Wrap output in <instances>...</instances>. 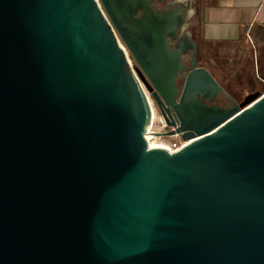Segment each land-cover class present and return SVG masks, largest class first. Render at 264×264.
I'll use <instances>...</instances> for the list:
<instances>
[{
	"label": "water",
	"instance_id": "1",
	"mask_svg": "<svg viewBox=\"0 0 264 264\" xmlns=\"http://www.w3.org/2000/svg\"><path fill=\"white\" fill-rule=\"evenodd\" d=\"M153 1L0 0V264H264V92L184 75Z\"/></svg>",
	"mask_w": 264,
	"mask_h": 264
},
{
	"label": "crops",
	"instance_id": "2",
	"mask_svg": "<svg viewBox=\"0 0 264 264\" xmlns=\"http://www.w3.org/2000/svg\"><path fill=\"white\" fill-rule=\"evenodd\" d=\"M199 5L197 14L190 10L200 67L218 79L227 77L229 70L247 78L258 75V65L264 64V0H200Z\"/></svg>",
	"mask_w": 264,
	"mask_h": 264
},
{
	"label": "rangeland",
	"instance_id": "3",
	"mask_svg": "<svg viewBox=\"0 0 264 264\" xmlns=\"http://www.w3.org/2000/svg\"><path fill=\"white\" fill-rule=\"evenodd\" d=\"M171 1H176V3H183L186 5H190L189 8V15L186 16V20L185 23L181 29V32H183V30L185 29V27L190 24L192 22V18H191V10L193 9L191 8V6H198L199 5V1L200 0H171ZM200 8V5H199ZM196 26V25H195ZM197 31V28H196ZM249 48H250V44H248ZM124 47V46H123ZM126 55L129 57V53L128 51L124 48ZM130 64L134 65V62L132 60H130ZM235 65V58H233L232 60H230V66L233 67ZM252 65V62H251ZM248 69H250L249 65H247ZM227 77L224 76L223 78H215L216 81L218 82V84L221 85V83H223V85L226 83L227 88L230 93H232L233 97H235V99H238V103L241 102L243 100V96L244 94H250V93H255V92H260L263 93L264 92V79L261 77H257L255 74L253 76H250V78L245 77V75H241L240 71H230L227 72ZM254 73V72H253ZM224 82H222V80ZM249 79L251 81H249ZM230 82V83H229ZM242 87V88H241ZM239 95V97H238ZM148 99L151 102V105L155 111V120H154V127L155 129L159 132L162 133V131L164 130L163 128V124L164 121L162 119V117L159 115L157 109L155 108L154 103L151 100L150 95H148ZM161 120V121H160ZM178 138H163V137H158L155 136V138L151 139L150 142L154 145H163L166 146L170 149H172V145L173 144H177L178 143Z\"/></svg>",
	"mask_w": 264,
	"mask_h": 264
},
{
	"label": "flooded vegetation",
	"instance_id": "4",
	"mask_svg": "<svg viewBox=\"0 0 264 264\" xmlns=\"http://www.w3.org/2000/svg\"><path fill=\"white\" fill-rule=\"evenodd\" d=\"M176 6L183 7L184 10H185V14L187 13V11L190 8V5H186V4H183V3H176V1H171V0H154L152 2V4H151V8H152V10L154 12H164V11H167L170 8H174ZM191 8H193L195 14H197L199 5L198 6H196V5L191 6ZM141 16H142V13L140 11H138L136 17H141ZM185 20H184V23H185ZM184 23H183V25H184ZM195 32H196V26H193V21H192L190 24H188L185 27L183 32L180 31L178 38L188 37V38L192 39L195 42V40H194ZM174 44H175L174 41L170 42V45L172 47L174 46ZM181 60H182V64L185 67L184 71H183L184 75L186 74V71L189 68L190 63L193 60H195L198 63V66L200 67L201 53H200L198 44H197V50H196L195 53H193L191 50H188L185 55H182ZM182 85H183V80L178 81V86H180V88L182 87ZM221 86H222L223 90L225 91V93L230 98H232L233 100L238 101V99H235V97H233L232 93H230V91L228 89H226L227 88L226 84H224V85L221 84ZM238 97H239V95H238ZM204 103L208 104L209 106L216 105V106H218L221 109H226L227 107H229L231 105V101L229 100V98L227 96H225L224 94H221V93L218 94V96L215 98V100L213 102H209L208 100H204ZM158 113H159V115H161L160 111ZM171 114H172V112H171ZM163 128H164V131H162V133H166V132H169V131L172 130V128L167 127L165 124H163ZM173 137L177 138L176 136H173ZM163 138H170V137H163Z\"/></svg>",
	"mask_w": 264,
	"mask_h": 264
},
{
	"label": "built area",
	"instance_id": "5",
	"mask_svg": "<svg viewBox=\"0 0 264 264\" xmlns=\"http://www.w3.org/2000/svg\"><path fill=\"white\" fill-rule=\"evenodd\" d=\"M256 76L258 77L257 74H256ZM142 88H143V90H144V92L146 94V97L148 99V95L149 94L146 92V90H145V88L143 86H142ZM148 102L151 105V102L149 101V99H148ZM157 133H159V132L155 129L154 123H152V116H151L150 127L146 131L145 138L147 137L149 140H151V139L155 138V136H156L155 134H157ZM176 137L178 138L179 141H178L177 144H173L172 145L173 153H175L176 151H178L183 146V144H184V142L180 139L179 136H176Z\"/></svg>",
	"mask_w": 264,
	"mask_h": 264
},
{
	"label": "bare ground",
	"instance_id": "6",
	"mask_svg": "<svg viewBox=\"0 0 264 264\" xmlns=\"http://www.w3.org/2000/svg\"><path fill=\"white\" fill-rule=\"evenodd\" d=\"M150 107H151V112H152V113H151V114H152V123H154V120H155V111H154L152 105H150ZM160 121H161V120H160ZM145 140H146V142H147L148 148H150V149L160 148V149H164V150H166L167 153H169V154H173V150H172V149H170V148H168V147H166V146H163V145H154V144H152V143L150 142V140H149L147 137L145 138Z\"/></svg>",
	"mask_w": 264,
	"mask_h": 264
},
{
	"label": "trees",
	"instance_id": "7",
	"mask_svg": "<svg viewBox=\"0 0 264 264\" xmlns=\"http://www.w3.org/2000/svg\"><path fill=\"white\" fill-rule=\"evenodd\" d=\"M258 76L264 79V64L260 62L258 65Z\"/></svg>",
	"mask_w": 264,
	"mask_h": 264
}]
</instances>
